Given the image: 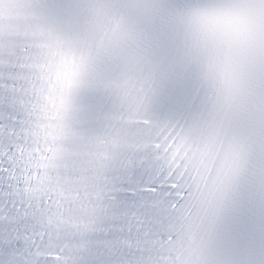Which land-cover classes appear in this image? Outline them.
Returning <instances> with one entry per match:
<instances>
[{"label": "snow or ice", "instance_id": "obj_1", "mask_svg": "<svg viewBox=\"0 0 264 264\" xmlns=\"http://www.w3.org/2000/svg\"><path fill=\"white\" fill-rule=\"evenodd\" d=\"M0 264H264V0H0Z\"/></svg>", "mask_w": 264, "mask_h": 264}]
</instances>
